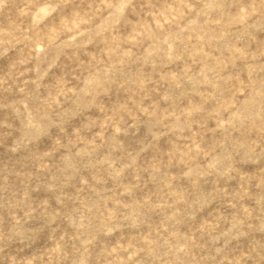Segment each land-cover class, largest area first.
<instances>
[{"label": "rangeland", "instance_id": "374dc122", "mask_svg": "<svg viewBox=\"0 0 264 264\" xmlns=\"http://www.w3.org/2000/svg\"><path fill=\"white\" fill-rule=\"evenodd\" d=\"M0 264H264V0H0Z\"/></svg>", "mask_w": 264, "mask_h": 264}]
</instances>
